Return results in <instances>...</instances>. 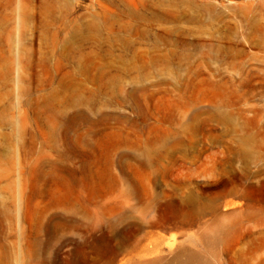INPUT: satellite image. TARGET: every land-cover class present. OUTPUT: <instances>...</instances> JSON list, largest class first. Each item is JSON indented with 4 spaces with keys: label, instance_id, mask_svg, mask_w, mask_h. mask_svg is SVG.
Here are the masks:
<instances>
[{
    "label": "rangeland",
    "instance_id": "1",
    "mask_svg": "<svg viewBox=\"0 0 264 264\" xmlns=\"http://www.w3.org/2000/svg\"><path fill=\"white\" fill-rule=\"evenodd\" d=\"M0 264H264V0H0Z\"/></svg>",
    "mask_w": 264,
    "mask_h": 264
}]
</instances>
